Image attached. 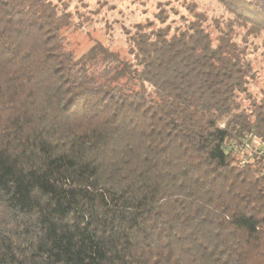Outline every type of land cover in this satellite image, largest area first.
<instances>
[{"label": "trees", "instance_id": "obj_1", "mask_svg": "<svg viewBox=\"0 0 264 264\" xmlns=\"http://www.w3.org/2000/svg\"><path fill=\"white\" fill-rule=\"evenodd\" d=\"M217 1L159 0L122 55L72 46L98 9L0 0V264H264V5Z\"/></svg>", "mask_w": 264, "mask_h": 264}, {"label": "rangeland", "instance_id": "obj_2", "mask_svg": "<svg viewBox=\"0 0 264 264\" xmlns=\"http://www.w3.org/2000/svg\"><path fill=\"white\" fill-rule=\"evenodd\" d=\"M159 0H70L83 13L90 9H98L93 15L94 22L88 29L74 30L69 34V39L77 54H81L93 40H100L112 50H119L121 54H128V43L125 33L137 22L151 20L156 11ZM170 11V18L176 20V24L182 21L181 14L184 12L181 0H161ZM199 4L206 9L209 16L222 14V6L217 0H198ZM264 5V0H257ZM173 8L169 10V6ZM240 40V35L236 37ZM247 49L248 58L255 71L254 79L250 82L249 91L251 97L261 98L264 96V33L249 38ZM244 106H248L249 99L242 97Z\"/></svg>", "mask_w": 264, "mask_h": 264}, {"label": "built area", "instance_id": "obj_3", "mask_svg": "<svg viewBox=\"0 0 264 264\" xmlns=\"http://www.w3.org/2000/svg\"><path fill=\"white\" fill-rule=\"evenodd\" d=\"M255 141V135L250 132L246 136L241 137L239 141H231L228 144L229 148H233L235 150L237 146H240L245 151V155L239 159V161L235 164L236 166L245 164L248 160L252 158L255 153L263 152L260 147L257 148L254 145Z\"/></svg>", "mask_w": 264, "mask_h": 264}]
</instances>
